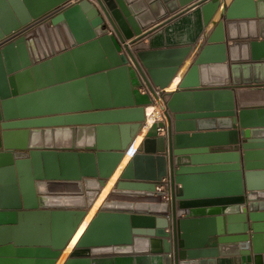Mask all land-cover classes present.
<instances>
[{
	"label": "water",
	"instance_id": "1",
	"mask_svg": "<svg viewBox=\"0 0 264 264\" xmlns=\"http://www.w3.org/2000/svg\"><path fill=\"white\" fill-rule=\"evenodd\" d=\"M161 1L174 15L147 31V0H123L143 33L121 51L90 0L26 27L0 0V264L57 261L146 120L132 70L158 97L193 49L178 17L207 25L221 4ZM220 28L167 104L166 132L144 138L66 264H264V104L235 94L259 85L264 97V0H235ZM165 177L171 202L157 191Z\"/></svg>",
	"mask_w": 264,
	"mask_h": 264
},
{
	"label": "crops",
	"instance_id": "2",
	"mask_svg": "<svg viewBox=\"0 0 264 264\" xmlns=\"http://www.w3.org/2000/svg\"><path fill=\"white\" fill-rule=\"evenodd\" d=\"M6 1L13 10V12L15 13V17L17 21L21 24V27H26L28 25H31L33 22L37 21L38 19L46 17L47 15L53 13L54 11L74 5L79 0H6ZM90 1L93 2V4L97 5L99 8H101L102 10H103L102 6H104V8L111 15L114 25L117 27L118 30L114 28V25H112L109 19H107V22L109 23L110 33H112L119 50L125 51L121 37H124L127 42H130L136 37H138L141 33H143V31L139 29L138 25L133 20L131 16L132 14L129 12L128 7L126 6L125 2H123V0H90ZM231 1L232 0H227V2L226 1L222 2L219 8L218 20L217 18L213 20L209 25V27H207L206 29L205 27H206L207 18H204L203 16L200 19L195 20V22H192V19H190L189 15H187L188 13H185L180 17H178L180 43L186 46L193 45L194 49L187 57L184 64L180 67L179 71L177 72L176 76L173 78L172 82L170 83L167 89H177L181 79L184 77L189 67L192 65V63L194 62V60L196 59L197 55L200 52V48L194 47L199 37L201 36V34L205 29L203 35L200 38V42L198 45H201L207 41V38L214 30L217 22L222 18L221 15L224 9L227 7V5H229V3H231ZM147 2L151 6L152 11L157 19L147 31L153 30L156 27L162 25L163 23L171 19L172 16L174 15L173 13L168 12L167 8L165 7V5L162 3L161 0H147ZM34 35H36V33L31 31L26 34V37H31ZM4 37L6 36H4V33L0 25V41H2ZM214 39H217L216 41H224V38L222 37H216ZM144 42H147V40H144ZM229 44H231V41H229ZM144 70L146 71L148 81L152 82L151 77L147 73V70L145 68ZM132 83L135 91V97L137 100L135 115L140 116L142 114V109H144L145 112L148 113V118L142 125V128L138 134V137L140 136V141L142 140L143 142L146 136L163 135V133L157 132L156 127L154 128L152 127L156 124V121L165 118V115L163 114L161 107L158 105V103L156 102L153 103V100L150 97V95L148 93L143 92L140 89L142 83H141L140 75L138 71H136V69L132 70ZM154 89L157 92V94L158 92L161 91L160 88L156 86L154 87ZM235 94L237 99V105L239 107H254L264 104L263 90L259 85L236 87ZM169 98H170V94L163 97L162 101L166 102ZM172 99L169 102H171ZM150 108L153 112H155V116L149 120V116L152 113V111L149 112ZM147 113L145 114L146 116ZM166 122L168 125L167 118H166ZM138 147H140L139 144ZM138 149L139 148H137V146H133L131 151L135 152ZM132 152L129 153L132 155ZM130 158L121 167L120 165L123 162V160L120 162L116 172L113 175L114 177L113 183H115V181L118 179L120 173L126 167ZM119 167H120V171H118ZM214 264H242V263L239 255H221L216 258Z\"/></svg>",
	"mask_w": 264,
	"mask_h": 264
},
{
	"label": "bare ground",
	"instance_id": "3",
	"mask_svg": "<svg viewBox=\"0 0 264 264\" xmlns=\"http://www.w3.org/2000/svg\"><path fill=\"white\" fill-rule=\"evenodd\" d=\"M223 1H226L227 0H221V4ZM235 2V0H232L231 3H229V5H227V7L224 9L223 13H222V18L217 22L214 30L212 31V33L209 35V37L207 38V41L201 45H198L199 42H200V38L201 36L203 35L205 29L207 27H209V25L211 24V22L213 20H215L217 18L218 20V16H219V8L218 10L216 11L215 15L213 16V18L211 19V21L206 25L203 33L201 34V36L199 37L197 43L195 44L194 47H198L200 48V52L199 54L197 55L196 59L194 60V62L192 63V65L189 67L188 71L186 72V74L184 75V77L181 79L180 83L178 84V87L177 89L179 88V86L181 84H183V82L185 81V79L187 78V76L190 74V71H191V68L193 67V65L196 63V61L200 58V56L202 55L205 47H206V44L216 38V37H219L220 35V31H221V24H222V19L225 15V13L228 11V9L231 7V5ZM220 4V6H221ZM194 49V48H193ZM192 49V50H193ZM179 71V70H178ZM176 76V75H175ZM174 76V77H175ZM169 87V86H168ZM167 87V88H168ZM165 89L157 98L155 97V102L158 103V105L161 107V110L163 112V114L165 115L164 113V109L166 108L167 104L169 103V101L174 97L177 89ZM170 94V98L166 101V102H163L162 101V98L165 97L166 95H169ZM147 111V110H146ZM152 111L151 108L149 109V112ZM147 113V112H146ZM155 116V112L152 111L151 115L149 116V120L151 118H153ZM148 118V113H147V116H146V120ZM145 120V121H146ZM144 121V122H145ZM139 134V133H138ZM137 142V143H136ZM138 144L139 146L142 144V140L140 141V136L138 137V135L136 136V138L132 141V143L129 145L128 149L126 150L125 152V155L123 157V162L121 163L120 167L128 161V159L130 158L128 164L126 165V167L123 169V171L120 173L119 177L126 171V169L128 168L130 162L132 161V159L134 158L135 154L137 151L135 152H132L131 149L133 146H137L138 147ZM132 152V155L130 153ZM121 160V161H122ZM120 167L118 169V171H120ZM117 170V169H116ZM116 170L114 171V173L116 172ZM117 171V172H118ZM113 173V175H114ZM113 175L111 176V178L109 179V181L106 183L102 193L99 195V197L97 198V200L91 205V208L89 210V212L87 213V215L80 221V224L78 225V227L76 228V230L73 232V234L70 236V238L68 239L66 245H65V248L63 250V253L61 254V256L57 259V261L54 263V264H66L67 263V260L69 258V256L71 255L74 247L77 245V243L80 241L81 237L83 236V234L85 233V231L89 228V226L93 223L97 213L100 211V209L102 208L103 204L105 203L109 193L111 192L112 188L114 187V185L116 184V182L118 181V179L114 182V177ZM113 185V186H112ZM112 187V188H111ZM71 230H72V227L71 225H69L66 229H58L57 232H56V241L58 243H62L64 241L67 240V237H69V234L71 233Z\"/></svg>",
	"mask_w": 264,
	"mask_h": 264
},
{
	"label": "built area",
	"instance_id": "4",
	"mask_svg": "<svg viewBox=\"0 0 264 264\" xmlns=\"http://www.w3.org/2000/svg\"><path fill=\"white\" fill-rule=\"evenodd\" d=\"M135 69H136V71H138V73L140 75V79H141V83H142L140 89L143 92L148 93L150 95V97L152 98L153 103H154L155 102L154 99H155L156 95L151 90V88L148 84V78H147L146 71L144 70V68H143V71H141L137 67ZM154 127H156V130L158 133L166 132V130H167L166 115H165V118L159 119L158 121H156V124L152 128H154ZM157 191L162 192L161 197L164 201L171 202V199H172V183H171L170 177L163 178L162 181L157 184Z\"/></svg>",
	"mask_w": 264,
	"mask_h": 264
},
{
	"label": "rangeland",
	"instance_id": "5",
	"mask_svg": "<svg viewBox=\"0 0 264 264\" xmlns=\"http://www.w3.org/2000/svg\"><path fill=\"white\" fill-rule=\"evenodd\" d=\"M158 95H160V92H158ZM157 98V97H156ZM151 104H153V103H151ZM137 151H140V148L137 150ZM76 220V219H75ZM74 225V224H73Z\"/></svg>",
	"mask_w": 264,
	"mask_h": 264
}]
</instances>
